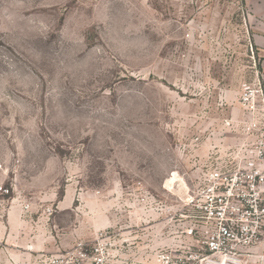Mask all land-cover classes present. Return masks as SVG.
<instances>
[{
  "label": "rangeland",
  "instance_id": "rangeland-1",
  "mask_svg": "<svg viewBox=\"0 0 264 264\" xmlns=\"http://www.w3.org/2000/svg\"><path fill=\"white\" fill-rule=\"evenodd\" d=\"M249 28L244 0H0V251L95 264L131 238L108 264H156L240 138Z\"/></svg>",
  "mask_w": 264,
  "mask_h": 264
},
{
  "label": "built area",
  "instance_id": "built-area-1",
  "mask_svg": "<svg viewBox=\"0 0 264 264\" xmlns=\"http://www.w3.org/2000/svg\"><path fill=\"white\" fill-rule=\"evenodd\" d=\"M249 43L255 61L254 47ZM254 64L253 84L240 96L244 116L226 123L240 136L236 147L220 151L216 159L208 157L191 196L188 221L170 222L174 224V240L154 251L156 264H181L177 254L184 243L178 235L182 226L184 237L197 244L189 260L200 259V264H264V83L257 62ZM227 139L221 140L223 147L228 146ZM21 208L30 210L26 204ZM112 254L101 244L95 250V264H108L109 257H116L115 252ZM80 257L84 259L86 254ZM48 262L63 264L65 258Z\"/></svg>",
  "mask_w": 264,
  "mask_h": 264
},
{
  "label": "crops",
  "instance_id": "crops-1",
  "mask_svg": "<svg viewBox=\"0 0 264 264\" xmlns=\"http://www.w3.org/2000/svg\"><path fill=\"white\" fill-rule=\"evenodd\" d=\"M244 5L249 13V29L251 33V40L255 49V56L257 58V70L262 76V80L264 83V0H244ZM168 225L170 226L171 234H173L172 231H174V228L171 226H173L174 224L169 223ZM125 234H131V232ZM173 240L174 239L172 238L169 241H165L163 243L164 246L171 245ZM123 244L125 245V247H127L128 250H125L122 253H120L119 251H115V254L130 261V258L136 255L138 252L135 251L136 249H133L132 246L134 243H132L131 238L123 239ZM25 256L28 257V262L26 264H31L33 255H31L29 252L23 253L13 250L0 251V264H19Z\"/></svg>",
  "mask_w": 264,
  "mask_h": 264
},
{
  "label": "bare ground",
  "instance_id": "bare-ground-1",
  "mask_svg": "<svg viewBox=\"0 0 264 264\" xmlns=\"http://www.w3.org/2000/svg\"><path fill=\"white\" fill-rule=\"evenodd\" d=\"M177 181H179V180H177V176H176V174H173V178L172 179H169L168 181H167V187H171L172 185H174V183L175 182H177Z\"/></svg>",
  "mask_w": 264,
  "mask_h": 264
}]
</instances>
